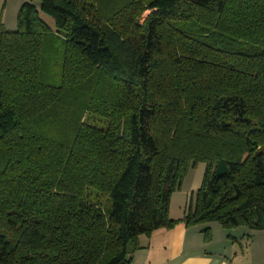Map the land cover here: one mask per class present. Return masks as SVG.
Returning <instances> with one entry per match:
<instances>
[{
	"label": "trees",
	"instance_id": "obj_1",
	"mask_svg": "<svg viewBox=\"0 0 264 264\" xmlns=\"http://www.w3.org/2000/svg\"><path fill=\"white\" fill-rule=\"evenodd\" d=\"M198 163L185 225L264 232V0H40L0 24V264H129Z\"/></svg>",
	"mask_w": 264,
	"mask_h": 264
},
{
	"label": "crops",
	"instance_id": "obj_2",
	"mask_svg": "<svg viewBox=\"0 0 264 264\" xmlns=\"http://www.w3.org/2000/svg\"><path fill=\"white\" fill-rule=\"evenodd\" d=\"M27 1L0 0V24L5 31L16 30L17 13ZM187 194L171 196L169 217L178 222L171 229L155 230L149 237L139 236L138 249L129 255V264H264V232L237 228L229 233L212 223L207 226L211 239L204 242L202 225L186 226L182 219L188 207ZM182 195H186L185 201ZM194 196L191 193L190 200Z\"/></svg>",
	"mask_w": 264,
	"mask_h": 264
},
{
	"label": "rangeland",
	"instance_id": "obj_3",
	"mask_svg": "<svg viewBox=\"0 0 264 264\" xmlns=\"http://www.w3.org/2000/svg\"><path fill=\"white\" fill-rule=\"evenodd\" d=\"M27 2L31 3L32 5H34L37 8L40 6V0H29ZM148 13H149V11H146L143 15V18H145V16ZM40 16L47 24H49L50 26H53V22L48 16H46L42 13H40ZM204 171H205V164L204 163H198L195 167L189 168L187 174L185 175V177L181 183L180 189L178 191L174 192L176 195L181 194L182 192H184V194L188 193L187 196L182 195V198L184 199V201H185V196H186L187 206H189V203H190L191 193L195 194L196 191L200 188V186L202 184ZM176 195H175V199L177 200L178 197ZM179 196H180L179 198H181V195H179ZM103 203L106 204V199L103 200ZM212 223L218 224L216 222H209V223H204V224H200V225H202L203 229L205 230V229H207V226H209V224H212ZM232 230H229V233L232 232ZM238 230L245 231L248 229L245 227H239Z\"/></svg>",
	"mask_w": 264,
	"mask_h": 264
}]
</instances>
